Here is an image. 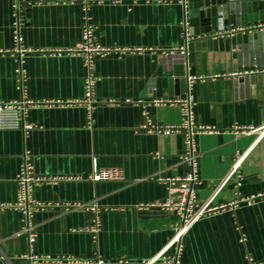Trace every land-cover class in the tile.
Masks as SVG:
<instances>
[{"label": "crops", "instance_id": "1", "mask_svg": "<svg viewBox=\"0 0 264 264\" xmlns=\"http://www.w3.org/2000/svg\"><path fill=\"white\" fill-rule=\"evenodd\" d=\"M103 0L89 14L100 45L95 57L92 112L86 106L34 105L24 122L34 128L0 129V203L18 199L25 153L33 173L54 181L34 185L45 206L33 213L34 252L83 261L47 264H261L264 262V135L235 134V126L264 124V0ZM215 8L217 23L207 10ZM185 14L197 37L184 45ZM80 1L0 0V102L78 99L87 69L73 49L82 40ZM19 44L29 49L20 54ZM192 78V80H189ZM188 91L193 121L212 132L196 135V208L207 206L181 237V216L157 204L169 194L159 177L185 175L180 154L185 130L170 134L142 127L180 125L179 104H154ZM238 174L229 177L238 158ZM94 166L120 167L123 180L92 181ZM100 205L101 230L88 228ZM152 204V205H151ZM23 214L0 208V259L29 264Z\"/></svg>", "mask_w": 264, "mask_h": 264}, {"label": "built area", "instance_id": "2", "mask_svg": "<svg viewBox=\"0 0 264 264\" xmlns=\"http://www.w3.org/2000/svg\"><path fill=\"white\" fill-rule=\"evenodd\" d=\"M72 2L80 1L83 5L84 24L82 26V40L73 49L67 50H48L51 53H62V52H73L80 55L83 59L84 65L87 69V75L85 77V93L82 98L78 99H47L38 102L32 100L22 99L20 101L0 102V129L5 128H21L24 132L32 130L34 124L25 123L24 119L29 107L34 105H46V106H65V105H81L86 106L89 114L92 115L93 110L96 107L97 100L95 98V86L96 77L93 74V66L95 57L98 55H105L111 52L113 49L104 47L99 44L95 32V26L91 23V16L89 14L90 6L95 1L103 0H70ZM120 1V0H117ZM185 8H187L186 1L184 0ZM187 14L183 21L184 31V45L181 48L182 52H186L188 44L195 37H197L194 26L189 22ZM264 30V24L259 25ZM15 39L18 43L16 51L20 54L19 62L20 68L18 70L19 78L22 80L24 76V70L22 68V55L29 49L20 46L19 38V23L15 29ZM264 71V69H263ZM192 80V78H189ZM154 104H165L174 103L179 104L183 114V121L180 125H155L146 120L142 125L143 128L149 131L157 133L170 134L175 131L185 130V145L180 154L183 162L188 164V170L185 175L174 176V177H159L158 180L167 185L169 194H176V198L169 197L167 200L161 201L157 204L162 208L176 211L182 218L181 226L178 228L176 236L174 238L177 243L178 249L181 246V237L188 230V228L199 219L201 216L207 214L212 210L207 206L196 208L197 205V194L195 184L197 183V157L196 152V141L195 137L197 134L202 132H212V128L205 126H197L193 121V105L194 100L190 91L185 95L179 96L174 99H154ZM256 133L259 137L264 135V124L260 126H235V134H254ZM242 163V157L238 158L233 168L231 169L229 177L237 174L238 180L241 179V175L238 174L239 168ZM88 178L92 181L101 180H123L125 179L124 170L120 167H98L94 166L93 170L89 174ZM56 178H44L36 176L33 173V165L29 161L28 154L25 153L24 162L21 166L19 174V190L18 199L15 203H0V208H14L20 210L23 214L24 224L18 230L17 235L25 234L28 237L29 252L21 258L28 260L29 264H47L55 261H68L78 262L83 261L73 256L67 257H53L50 255H38L34 252V244L37 241L36 225L32 221L33 213L45 206L44 203L36 200L33 197V187L35 184L42 181H54ZM152 205V204H151ZM89 208L95 213L94 223L88 228L93 234L95 239H98V235L101 230L100 226V205L97 201H93L89 204ZM92 264H106L105 258L98 255L96 258L90 260ZM169 262L172 264H179V252L176 256L169 258ZM261 264H264L261 263Z\"/></svg>", "mask_w": 264, "mask_h": 264}, {"label": "water", "instance_id": "3", "mask_svg": "<svg viewBox=\"0 0 264 264\" xmlns=\"http://www.w3.org/2000/svg\"><path fill=\"white\" fill-rule=\"evenodd\" d=\"M212 15L213 17V23L216 24L217 23V13H216V9L215 8H210L207 10V16ZM0 264H5V262L3 261V259H0Z\"/></svg>", "mask_w": 264, "mask_h": 264}]
</instances>
